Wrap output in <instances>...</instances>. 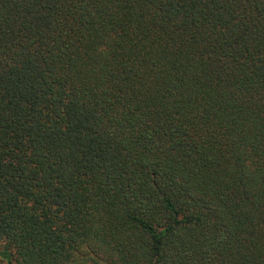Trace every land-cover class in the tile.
<instances>
[{"label": "trees", "instance_id": "16d2710c", "mask_svg": "<svg viewBox=\"0 0 264 264\" xmlns=\"http://www.w3.org/2000/svg\"><path fill=\"white\" fill-rule=\"evenodd\" d=\"M0 264H264V0H0Z\"/></svg>", "mask_w": 264, "mask_h": 264}]
</instances>
